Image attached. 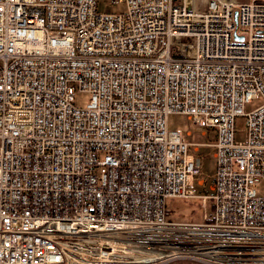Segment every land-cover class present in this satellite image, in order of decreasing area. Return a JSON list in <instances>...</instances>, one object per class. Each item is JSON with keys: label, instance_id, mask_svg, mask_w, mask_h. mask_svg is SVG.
Wrapping results in <instances>:
<instances>
[{"label": "built area", "instance_id": "obj_1", "mask_svg": "<svg viewBox=\"0 0 264 264\" xmlns=\"http://www.w3.org/2000/svg\"><path fill=\"white\" fill-rule=\"evenodd\" d=\"M117 1L0 0V264H264V1ZM174 198L211 214L167 223Z\"/></svg>", "mask_w": 264, "mask_h": 264}, {"label": "rangeland", "instance_id": "obj_2", "mask_svg": "<svg viewBox=\"0 0 264 264\" xmlns=\"http://www.w3.org/2000/svg\"><path fill=\"white\" fill-rule=\"evenodd\" d=\"M209 0H195V9L197 11L204 12L207 8ZM238 2H252L254 0H237ZM264 1V0H259ZM97 11L100 14H121L126 11L124 3H120L117 0H97ZM74 97V105L77 108L84 109L89 101L90 95L72 91ZM263 104V100L258 96L251 102L245 104L243 107V114L248 115L258 109ZM168 131H174L180 134V136L189 144L195 146H204L212 141V135L207 133L203 137L202 132L204 129L194 125L191 121L187 120L185 116L171 114L167 117ZM246 119L245 117H239L235 121V140L237 142H244L246 138ZM200 147L199 155L201 156L200 174L196 177L194 183V192L197 196L204 194L202 189L196 185V181L202 180L205 183L204 190L208 189V185L213 180L215 173V160L213 158V150ZM256 195L258 197H264V182L257 180ZM212 204H208L207 210H203L202 202L200 198L190 199H167L165 201L166 218L165 221L170 224H196L203 222V215L211 214L209 209ZM177 264H196L190 262L177 263Z\"/></svg>", "mask_w": 264, "mask_h": 264}, {"label": "water", "instance_id": "obj_3", "mask_svg": "<svg viewBox=\"0 0 264 264\" xmlns=\"http://www.w3.org/2000/svg\"><path fill=\"white\" fill-rule=\"evenodd\" d=\"M42 1V0H39ZM234 23L237 24V13H234ZM239 40H241V38H239Z\"/></svg>", "mask_w": 264, "mask_h": 264}]
</instances>
